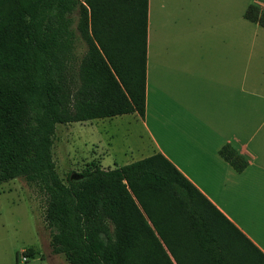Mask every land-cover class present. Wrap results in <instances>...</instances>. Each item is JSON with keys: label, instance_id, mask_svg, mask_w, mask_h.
<instances>
[{"label": "trees", "instance_id": "obj_1", "mask_svg": "<svg viewBox=\"0 0 264 264\" xmlns=\"http://www.w3.org/2000/svg\"><path fill=\"white\" fill-rule=\"evenodd\" d=\"M251 10L245 18L264 27V15ZM146 25L147 0H0V185L39 186L52 253L68 264H264L160 153L113 169L88 167L65 182L56 172V125L143 119ZM221 155L239 169L226 149ZM176 215L191 248L170 225Z\"/></svg>", "mask_w": 264, "mask_h": 264}, {"label": "crops", "instance_id": "obj_2", "mask_svg": "<svg viewBox=\"0 0 264 264\" xmlns=\"http://www.w3.org/2000/svg\"><path fill=\"white\" fill-rule=\"evenodd\" d=\"M250 6L264 15V5ZM239 48L231 47L229 0H147L141 120L152 135L153 154L169 160L264 255L231 205L252 185L264 188V115L255 102L249 116L255 128L247 131Z\"/></svg>", "mask_w": 264, "mask_h": 264}, {"label": "rangeland", "instance_id": "obj_3", "mask_svg": "<svg viewBox=\"0 0 264 264\" xmlns=\"http://www.w3.org/2000/svg\"><path fill=\"white\" fill-rule=\"evenodd\" d=\"M255 4L264 5V0H229L231 47L237 48L239 44L241 51L236 58L239 56L240 63L244 60L246 65V128L250 132L255 128V121L249 118L255 102L259 101L264 115V27L245 18L249 6ZM250 13L256 17L260 15L257 8ZM76 50L82 55L85 47L77 46ZM141 119L124 115L56 125L52 159L59 178L65 182L68 175L80 173L88 167L113 169L152 155V135L144 128ZM148 126L154 138L160 140L156 129ZM231 205L247 232L264 248V188L252 185L236 194ZM45 208L46 196L38 185L23 179L0 185V264H68L61 254L52 253L49 228L44 219ZM170 225L183 233L181 241L185 246L193 247L180 215H176ZM224 226L234 240L254 257L241 237ZM162 228L166 229L164 225ZM223 244L227 246L225 239ZM28 248L33 249V258L22 255Z\"/></svg>", "mask_w": 264, "mask_h": 264}, {"label": "water", "instance_id": "obj_4", "mask_svg": "<svg viewBox=\"0 0 264 264\" xmlns=\"http://www.w3.org/2000/svg\"><path fill=\"white\" fill-rule=\"evenodd\" d=\"M69 179H77V175L75 173H72L69 175Z\"/></svg>", "mask_w": 264, "mask_h": 264}]
</instances>
